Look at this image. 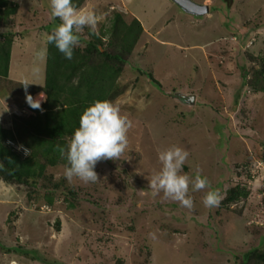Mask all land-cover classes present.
I'll return each mask as SVG.
<instances>
[{"label": "rangeland", "instance_id": "obj_1", "mask_svg": "<svg viewBox=\"0 0 264 264\" xmlns=\"http://www.w3.org/2000/svg\"><path fill=\"white\" fill-rule=\"evenodd\" d=\"M12 1L10 27H0L16 34L10 75L0 78L5 125L26 114L19 81L34 82L28 94L45 83L47 54L35 53L47 48L57 25L50 0ZM193 1L209 11L195 14L174 0H85L78 8L101 17L99 32L116 10L142 23L119 79L125 91L113 100L133 122L128 148L121 159L97 163L95 183H69L65 164L48 167L51 181L35 187L0 180V247L11 250L0 248V264H51L34 260L38 253L62 264H238L264 248V90H240L243 66L247 80L259 77L264 87V0ZM172 145L189 152L185 172L199 169L220 190L218 206H204L208 188L190 191L192 209L149 188L161 167L159 151ZM238 182L250 191L248 200L228 209L222 200ZM54 183L60 186L50 191Z\"/></svg>", "mask_w": 264, "mask_h": 264}, {"label": "trees", "instance_id": "obj_2", "mask_svg": "<svg viewBox=\"0 0 264 264\" xmlns=\"http://www.w3.org/2000/svg\"><path fill=\"white\" fill-rule=\"evenodd\" d=\"M84 1L73 0V3L79 8ZM11 9H14L12 0H0V27H10L9 15L13 13ZM56 19L59 24V19ZM251 31L248 30L247 36ZM142 32L143 26L138 18L128 22L122 13L116 10L111 24L99 32L100 37L92 34L87 28L84 30L81 45L74 49L71 60L66 59L54 44H47L45 83L31 86V95L46 93L47 100L41 105L42 110L33 109L25 99L18 104L26 114L14 116L11 125L0 122V180L18 187L29 183L35 187L43 180L51 181L48 167L67 163L66 159L60 156L56 146H67L79 125L83 111L97 99L113 101L125 91V87L119 84V79ZM15 35L10 30L0 29V78L10 75ZM85 35L89 37L85 39ZM241 69V91L247 90L246 86L253 92L264 90L257 80L259 77L248 81L250 70L245 66ZM254 72L257 76L263 74L262 69H256ZM143 73L152 81L158 82L153 73ZM239 95L240 92L235 96L231 111L237 110ZM11 142L31 150V155L26 156L23 150L17 149ZM58 185L59 183H54L50 191L56 190ZM249 194L248 188L238 182L227 189L222 203L232 209V205L239 201H247ZM46 199L48 203L53 202L50 194ZM260 238L264 244V231ZM0 248L11 251L9 248ZM32 258L44 263L62 264L51 262L40 253L34 254ZM238 264H264V248L248 252Z\"/></svg>", "mask_w": 264, "mask_h": 264}, {"label": "clouds", "instance_id": "obj_3", "mask_svg": "<svg viewBox=\"0 0 264 264\" xmlns=\"http://www.w3.org/2000/svg\"><path fill=\"white\" fill-rule=\"evenodd\" d=\"M52 17L58 18L60 23L55 25L46 36V44L55 47L68 60L74 56V49L81 45V36L87 28L92 34L100 37L98 24L101 17L95 12H83L77 8L73 0H50ZM47 54V48L35 53L37 59ZM38 72V68L34 69ZM26 92V102L33 109L42 110L41 104L47 100L45 92H40L36 98L27 93L31 83L28 79L19 81ZM26 112V111H24ZM132 120L126 112H122L121 105L108 99H97L88 106L79 118V125L74 130L67 146L57 145V151L66 159L64 176L72 183L78 179L84 183H95L100 178L95 170L101 160L121 159L128 148V132L132 127ZM24 154L31 155V150L22 145L11 142ZM20 147V148H18ZM189 152L179 145H172L160 150L158 159L160 169L149 177L154 194L163 193L164 198L179 202L181 206L192 209L194 199L191 192H199L208 188L203 197L205 207L218 206L222 199L220 190L212 188L207 177L197 169L193 176L184 171V165Z\"/></svg>", "mask_w": 264, "mask_h": 264}, {"label": "water", "instance_id": "obj_4", "mask_svg": "<svg viewBox=\"0 0 264 264\" xmlns=\"http://www.w3.org/2000/svg\"><path fill=\"white\" fill-rule=\"evenodd\" d=\"M179 3L185 9L195 14H203L209 11V6L207 4L196 3L193 0H174Z\"/></svg>", "mask_w": 264, "mask_h": 264}, {"label": "flooded vegetation", "instance_id": "obj_5", "mask_svg": "<svg viewBox=\"0 0 264 264\" xmlns=\"http://www.w3.org/2000/svg\"><path fill=\"white\" fill-rule=\"evenodd\" d=\"M189 99H192V98L189 97Z\"/></svg>", "mask_w": 264, "mask_h": 264}, {"label": "built area", "instance_id": "obj_6", "mask_svg": "<svg viewBox=\"0 0 264 264\" xmlns=\"http://www.w3.org/2000/svg\"><path fill=\"white\" fill-rule=\"evenodd\" d=\"M18 148H20V147H18Z\"/></svg>", "mask_w": 264, "mask_h": 264}]
</instances>
